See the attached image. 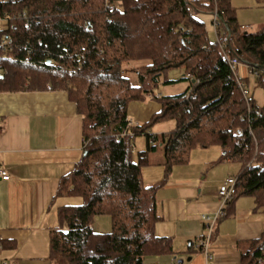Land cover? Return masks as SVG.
Listing matches in <instances>:
<instances>
[{
    "label": "trees",
    "instance_id": "trees-1",
    "mask_svg": "<svg viewBox=\"0 0 264 264\" xmlns=\"http://www.w3.org/2000/svg\"><path fill=\"white\" fill-rule=\"evenodd\" d=\"M200 10L217 12L215 40L196 17ZM0 12L14 41L11 50L0 48V90H66L83 118L85 153L56 191L71 199L59 206L51 233L58 264H145L146 256L171 251L170 239L154 232L156 191L196 147L220 146L218 161L238 163L231 202L252 196L264 213V103L253 86L264 90V24L247 30L231 0H7ZM227 58L239 62L232 68ZM133 62L139 65L128 68ZM239 80L250 87L248 99ZM177 82L187 89L160 91ZM147 98L161 111L130 125V103ZM169 119L177 122L173 131L152 133ZM137 136L145 137L144 149L135 150ZM155 164L164 176L146 184L143 169ZM103 215L111 229L97 232L93 221ZM260 257L264 232L242 264Z\"/></svg>",
    "mask_w": 264,
    "mask_h": 264
},
{
    "label": "crops",
    "instance_id": "crops-1",
    "mask_svg": "<svg viewBox=\"0 0 264 264\" xmlns=\"http://www.w3.org/2000/svg\"><path fill=\"white\" fill-rule=\"evenodd\" d=\"M231 1L236 8L242 7L241 0ZM243 3L244 8L263 7L257 0ZM196 17L208 31H215L213 13L200 10ZM241 25L248 29L250 24ZM240 71L247 73L246 67ZM187 86V82L166 84L160 91L175 95ZM253 86L257 101L263 104L264 90L255 81ZM161 109L159 101L147 98L131 102L128 113L135 121L146 122ZM176 125V120L169 119L151 130L166 134ZM139 138H143L144 149L146 139ZM84 149L83 118L66 90L48 86L0 90V162L11 175L9 180L0 179V238L4 241L0 259L10 264H58L51 257V233L59 226V206L71 199L57 198L56 191L60 179L82 159ZM222 152L217 145L196 147L188 162L174 165L157 189L159 219L154 232L169 238L172 250L149 255L148 264H242L243 254L261 238L264 213L256 209L254 197L240 196L228 204L226 215L216 223L208 253L197 247L206 231L201 215L217 211L221 205L219 186L240 171V165L230 159L218 161ZM163 176L161 165L143 169L146 184Z\"/></svg>",
    "mask_w": 264,
    "mask_h": 264
},
{
    "label": "built area",
    "instance_id": "built-area-1",
    "mask_svg": "<svg viewBox=\"0 0 264 264\" xmlns=\"http://www.w3.org/2000/svg\"><path fill=\"white\" fill-rule=\"evenodd\" d=\"M1 1H7V0H0V2ZM8 1L15 2V0H8ZM8 20H9L8 14L6 12H0V33L2 32L0 35V48L4 51H9L14 46V41H13L12 36L8 34L7 32L3 33L2 31L4 28H7ZM217 24H218V14L215 11L213 13V26L215 28V32H216ZM227 59L229 60L232 68H234L235 65L238 64L239 62L238 59L236 58H233V59L227 58ZM250 72L253 74V76H256L259 73V71L254 68H252ZM239 85L246 99H248L249 90L247 86L241 80H239ZM48 88L51 89L52 87L48 86ZM255 113L259 116L261 115L260 110H256ZM138 123L139 121H135L133 118L129 117L130 125H134ZM238 132L240 133L241 131L239 130ZM10 177L11 175L9 171L0 162V179L9 180ZM237 181H238L237 175L228 176L223 181V183L219 186V189H218V194H219L220 201H221L220 207L213 214L205 213L201 215V219L204 221L206 231H205V234L201 237V239L197 242V247L202 248L204 252L206 253H208V249H209L210 241L212 239V235L214 233L215 225L219 219H221L222 217L226 215V207L232 201L236 193ZM2 248H3V243H2V239L0 238V250ZM0 264H10V262L7 261L6 259H0ZM257 264H264V259L261 257L258 258Z\"/></svg>",
    "mask_w": 264,
    "mask_h": 264
},
{
    "label": "rangeland",
    "instance_id": "rangeland-1",
    "mask_svg": "<svg viewBox=\"0 0 264 264\" xmlns=\"http://www.w3.org/2000/svg\"><path fill=\"white\" fill-rule=\"evenodd\" d=\"M244 1L245 0H241L239 4H241L242 7L237 8V18L240 19L239 23L240 24H242V23L250 24L249 28L247 30L258 31L264 24V7L244 8L246 6V5H242V4H245V3H243ZM239 10H240V13H239ZM208 32H209V37L212 40H215V38H216L215 31L213 29H211ZM138 62H133V63L129 64L127 67L130 69L132 67H134L133 69H135L139 65ZM240 67L242 70L246 66L242 63V64H240ZM179 72H180L179 70H175L171 73V76H174L175 74H180ZM133 77L136 78L135 75H133ZM162 87H164V86L161 85L160 88L163 89ZM248 90H249V94H250V87L248 88ZM136 142H137L136 143L137 146L135 147L136 148L135 150L141 149L142 143H143V138L136 139ZM93 228L97 232L109 231L111 229V222H110L109 217L104 216V215L99 216V218L94 221ZM147 260H149V256L147 257L146 261ZM149 261H147V264Z\"/></svg>",
    "mask_w": 264,
    "mask_h": 264
}]
</instances>
